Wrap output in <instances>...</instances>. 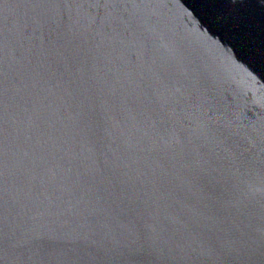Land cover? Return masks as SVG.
Returning a JSON list of instances; mask_svg holds the SVG:
<instances>
[{"label":"water","instance_id":"water-1","mask_svg":"<svg viewBox=\"0 0 264 264\" xmlns=\"http://www.w3.org/2000/svg\"><path fill=\"white\" fill-rule=\"evenodd\" d=\"M0 264H264V0H0Z\"/></svg>","mask_w":264,"mask_h":264}]
</instances>
